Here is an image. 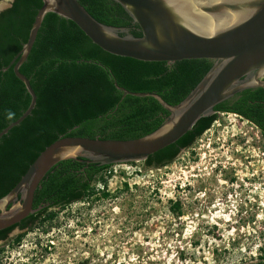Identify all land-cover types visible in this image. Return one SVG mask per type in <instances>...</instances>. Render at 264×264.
I'll return each instance as SVG.
<instances>
[{
	"label": "trees",
	"instance_id": "trees-1",
	"mask_svg": "<svg viewBox=\"0 0 264 264\" xmlns=\"http://www.w3.org/2000/svg\"><path fill=\"white\" fill-rule=\"evenodd\" d=\"M77 1L97 22L141 37L138 26L112 1ZM41 6V0H14L0 13V132L16 121L30 102L12 67L2 69L26 43ZM212 64L209 60L147 63L113 56L95 46L71 21L47 14L19 69L30 82L36 105L24 121L0 138V198L18 183L37 156L60 138L138 139L157 130L169 116L153 98L123 96L115 84L129 92L155 93L168 105L176 106ZM219 114L237 115L264 136V90H246L216 106L212 115L201 118L175 144L148 157L144 166L161 169L172 164L181 151L191 148L210 129ZM110 167L80 159L58 163L34 194L33 208H42L20 224L0 231V242L9 240L15 229L30 232L50 228L58 217L54 209L87 201L97 194L103 199L111 197L105 189H96V184H106L102 173ZM124 190H128L126 183ZM169 211L180 216V203L170 201ZM23 237L24 234L16 235L11 245H19ZM260 258L262 261L250 264H264V251Z\"/></svg>",
	"mask_w": 264,
	"mask_h": 264
},
{
	"label": "rangeland",
	"instance_id": "rangeland-1",
	"mask_svg": "<svg viewBox=\"0 0 264 264\" xmlns=\"http://www.w3.org/2000/svg\"><path fill=\"white\" fill-rule=\"evenodd\" d=\"M7 1L0 6L6 8ZM102 175L107 182L96 189L111 197L97 194L54 209L58 217L50 228L15 229L0 243V264L262 261L264 136L245 119L219 114L164 168L139 162L111 166ZM170 201L180 203V216L169 211ZM19 234L20 244L11 245Z\"/></svg>",
	"mask_w": 264,
	"mask_h": 264
},
{
	"label": "water",
	"instance_id": "water-1",
	"mask_svg": "<svg viewBox=\"0 0 264 264\" xmlns=\"http://www.w3.org/2000/svg\"><path fill=\"white\" fill-rule=\"evenodd\" d=\"M41 1L26 43L2 69L12 67L30 102L17 120L0 132V138L24 121L36 105L30 82L19 69L47 14L71 21L95 46L113 56L147 63L209 60L213 64L176 106L168 105L155 93L129 92L115 84L123 96L153 98L169 116L157 130L138 139L65 137L47 146L18 183L0 198V231L20 224L42 208H33L34 194L58 163L79 159L99 166L144 162L175 144L201 118L212 115L216 106L243 91L264 90V0H110L138 26L141 37L137 38L127 29L97 22L77 0Z\"/></svg>",
	"mask_w": 264,
	"mask_h": 264
},
{
	"label": "flooded vegetation",
	"instance_id": "flooded-vegetation-1",
	"mask_svg": "<svg viewBox=\"0 0 264 264\" xmlns=\"http://www.w3.org/2000/svg\"><path fill=\"white\" fill-rule=\"evenodd\" d=\"M13 2H14V0H8V1H7V7H6L5 9H3V10H0V13H1L2 11H4V10L10 8ZM128 33H129V30H128ZM0 243H3V242H0Z\"/></svg>",
	"mask_w": 264,
	"mask_h": 264
},
{
	"label": "clouds",
	"instance_id": "clouds-1",
	"mask_svg": "<svg viewBox=\"0 0 264 264\" xmlns=\"http://www.w3.org/2000/svg\"><path fill=\"white\" fill-rule=\"evenodd\" d=\"M9 118H11V114H9Z\"/></svg>",
	"mask_w": 264,
	"mask_h": 264
}]
</instances>
